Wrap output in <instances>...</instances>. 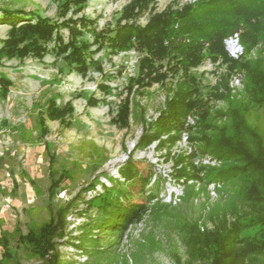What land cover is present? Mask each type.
Returning <instances> with one entry per match:
<instances>
[{
	"label": "trees",
	"instance_id": "trees-1",
	"mask_svg": "<svg viewBox=\"0 0 264 264\" xmlns=\"http://www.w3.org/2000/svg\"><path fill=\"white\" fill-rule=\"evenodd\" d=\"M57 1L61 18H66L73 8L80 13L89 2ZM155 1L133 0L124 8L114 28L102 30L85 17L59 25L30 11L0 7V24L11 27L7 39L2 41L1 54L7 59L27 56L42 59L49 45L55 43L56 62L61 60L65 66L60 72L66 70L83 77L91 70L102 72V64L94 60L99 51L113 55L130 51L143 54L138 77L129 80L130 88L138 84L141 89L135 93L153 100L155 91H151V87L158 84L159 89L168 94V104L160 109L159 118L151 125L155 131L148 129L139 144L146 146L157 140L164 144L165 141H161L164 134L168 135L166 141L171 142L177 137L172 135L173 131L191 132L189 139L192 144L196 143V149L190 157L201 161L211 159L216 166L200 169L191 163L182 167V174H179L185 178L182 200L187 202L196 196H208L213 186L219 199L209 208L207 218L216 224V230L203 234L198 222L189 223L175 217L171 204L153 202L150 195L145 203H135L132 192L126 191L119 180L111 178V186L103 184L100 193L90 200L82 199L89 211L96 210L78 228L79 234L72 238L71 249L84 260H65L55 240L63 237L68 216L78 210L79 203L72 199L54 209L53 201L63 184L73 182L74 177L68 170L58 173L56 151L50 149L47 152L50 155L49 218L31 223L26 233L20 228L13 232L3 230L0 224V264H23L21 250L39 264H129L120 250L130 226L141 221L158 224L165 220L177 233L189 236L188 251L194 264H264V59L259 57L252 63L247 57L254 46L264 43V21L261 22L264 0H197L182 10L155 15L145 27L129 24L128 21L143 15ZM252 19L258 20V25L253 24ZM122 21L127 24H121ZM62 27L69 32L68 41L58 33ZM86 33L93 41L85 39ZM234 34H239L245 51L240 59L231 58L225 46V40ZM93 47L96 49L92 50ZM208 62L227 66L229 75L235 71L244 72L249 85L248 98L230 102L227 98L232 95L225 84L226 77L218 82L210 96L217 102H224L214 109L210 98L201 96L200 81L192 73ZM170 77L172 81L168 83ZM175 77H178L176 83ZM0 83L1 96L5 98L13 85L7 78H2ZM101 88L109 92L108 86L101 85ZM89 104L94 107L98 101L90 99ZM118 108L113 119L116 125L128 128L133 122L147 129V108L135 98L126 99ZM73 112L71 103L60 107L51 99L44 114L38 117L35 128L38 138L47 136L48 121L65 123ZM189 116L197 117V126L188 125ZM24 132L32 134L30 130L24 129ZM3 162L0 152V169ZM189 170L198 174H189ZM201 171L206 173L202 176ZM119 172L121 179L133 187L138 179L141 180L139 193L145 191L151 179L150 175L141 178L133 163ZM96 187L97 182L85 190L93 192ZM3 193L5 190L0 184V194ZM152 237L153 233L149 240L152 241ZM144 246L140 244L141 248ZM133 258L138 264L139 255Z\"/></svg>",
	"mask_w": 264,
	"mask_h": 264
},
{
	"label": "rangeland",
	"instance_id": "rangeland-1",
	"mask_svg": "<svg viewBox=\"0 0 264 264\" xmlns=\"http://www.w3.org/2000/svg\"><path fill=\"white\" fill-rule=\"evenodd\" d=\"M132 1L89 0L80 13H76L73 8L66 18L59 17L57 0H0V7L30 11L59 25L70 19L85 17L102 30L114 28L122 17V11ZM196 2L197 0H156L143 15L128 22L130 25L145 27L157 14L182 10ZM252 20L253 24L258 25V20ZM263 21L264 19L261 22ZM121 24L127 23L122 21ZM10 29V26L0 24V80L7 78L13 85L4 98L1 96L0 83V152L4 157L0 169V184L5 190V193L0 194V224H3V230L13 232L20 228V231L26 233L31 223L49 218L50 155L47 152L50 149L56 151L58 173L68 170L74 177L73 182L63 184L53 201L54 209L64 206L72 199H77L79 203L78 210L68 216V226L63 237L55 240L57 249L65 260H84L71 249L72 238L79 234L78 228L96 211H89L85 201L100 193L103 184L111 186V178L119 180L126 191L132 192L135 203H145L150 195L154 198L153 202L171 204V213L175 217L184 218L189 223L198 222L199 231L203 234L216 230V224L207 218L209 208L219 199L213 186H210L208 196H196L187 202L182 200L185 179L179 177L182 167L191 163L199 168L216 166L211 159L201 161L190 157L196 149V143L192 144L189 139L191 132L173 131L172 135L177 137L171 142L166 141L168 135L164 134L161 138V141H165L164 144L160 140L146 146L139 144L148 129L155 131L151 125L159 118L160 109L168 104V94L159 89L158 84L151 87V91H155L153 100L135 93L140 88L138 84L130 88L129 80L138 77L139 61L143 54L130 51L113 55L99 51L94 60L102 64V72L91 70L85 77L66 70L61 73L59 69H65V66L61 60L56 62L55 43L49 45V51L42 59L33 56L24 59L4 58L1 54L2 41L7 39ZM58 33L68 41L69 32L66 27L60 28ZM85 39L93 41L89 33H86ZM95 49L96 47L92 48ZM244 53L243 47L240 58ZM247 57L252 63L259 57L264 59V43L254 46ZM192 73L200 81L203 98H210L218 82L226 77L228 80L225 84L232 95V98H227L230 102L248 98V81L244 72L235 71L229 75L227 66L208 62L201 68L192 70ZM173 79L176 83L178 77ZM171 81L172 77L168 83ZM101 85L108 86L109 92L102 89ZM134 98L147 108L149 125L146 130L141 124L133 122L128 128H122L113 122L118 114V107L126 99ZM51 99H55L60 107L71 103L74 112L65 123L48 121L47 136L38 138L35 131L37 120L44 114ZM90 99H96L98 105L91 106ZM210 104L216 109L223 106L224 102L210 98ZM187 120L188 125L197 126V117L189 116ZM24 129L32 131V134L24 132ZM129 163L136 166L141 178L151 176L143 193L138 192L141 180L138 179L133 187L121 179L119 171ZM189 171V174H198L195 170ZM205 173L206 171H201L200 175ZM95 182V191L85 190ZM14 183L17 184L15 189ZM151 233L152 241L149 240ZM188 239L189 236L177 233L167 220L158 224L141 221L130 226L120 252L124 261L128 260L129 264H136L134 255L140 257L138 264H194L189 256ZM140 244L145 246L141 248ZM1 254L0 248V258ZM20 254L23 264H39L25 251L21 250Z\"/></svg>",
	"mask_w": 264,
	"mask_h": 264
},
{
	"label": "built area",
	"instance_id": "built-area-1",
	"mask_svg": "<svg viewBox=\"0 0 264 264\" xmlns=\"http://www.w3.org/2000/svg\"><path fill=\"white\" fill-rule=\"evenodd\" d=\"M226 50L233 59H239L243 54V47L239 34H234L225 40ZM73 250V249H72Z\"/></svg>",
	"mask_w": 264,
	"mask_h": 264
}]
</instances>
